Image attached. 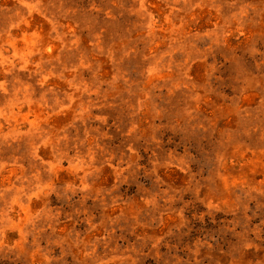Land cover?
Returning <instances> with one entry per match:
<instances>
[{
  "label": "rangeland",
  "instance_id": "1",
  "mask_svg": "<svg viewBox=\"0 0 264 264\" xmlns=\"http://www.w3.org/2000/svg\"><path fill=\"white\" fill-rule=\"evenodd\" d=\"M34 3L0 0V163L12 168L15 159L28 167L23 158L29 148L25 133L44 117L54 127L75 121L70 135L83 139L87 131L91 138L102 137L99 143L105 155H112L98 174L86 177L84 171H77L82 167L79 163L70 167L68 160H61L57 164L50 147L40 149L41 158L55 170L54 183L81 186L75 194L50 193L28 204L29 211L43 212L51 223L38 237L40 248L49 247L50 236L84 234L90 217L98 222L120 212L122 208L102 207L97 194L105 190L113 189V199L126 201L128 209L139 207V195L145 189L158 190L147 172L155 165L162 181L159 188L169 194L170 204L161 200L164 214L144 217H157L146 234L159 237L171 229L162 243L165 247L175 244L184 259L199 244L196 259L201 264H208L209 258L222 260L234 232L242 225L264 222V194L255 191L241 201L236 199L239 189L225 192L237 180L259 186L264 179V166L253 160L264 145V133L257 128L247 136L234 134L242 126L240 109L254 110V101L264 91V36L254 28L230 26L229 35L214 44L211 34L225 21L210 0H57L55 16L31 8ZM161 57L177 66L165 79L154 73ZM169 78L188 88L177 86L173 93ZM244 78L258 86L245 90L244 102L234 106L232 102L241 98ZM190 90L195 99L189 98ZM145 94L166 107V119L154 121L151 106L134 117L129 115L130 106L139 104ZM53 104L55 110L48 107ZM184 106L195 109L192 123H205L207 131L185 122L179 111ZM78 114L83 121L76 119ZM130 119L136 121L135 138L123 134L129 130ZM226 137L235 141L226 147L236 159L217 178L210 157ZM133 139L135 155L129 158L126 146ZM122 157L135 163L120 176L116 165ZM118 179L121 187L116 189ZM89 183L94 191L85 195ZM241 203L250 210L247 221L243 208L237 207ZM142 234L137 230L136 235ZM8 236L14 239L16 233ZM130 242L125 237L124 245ZM50 254L59 255V249L52 248ZM150 256L145 249L138 264H151ZM41 258L37 253L32 264H39ZM70 260L67 257L65 264ZM19 264H25L23 257Z\"/></svg>",
  "mask_w": 264,
  "mask_h": 264
},
{
  "label": "clouds",
  "instance_id": "2",
  "mask_svg": "<svg viewBox=\"0 0 264 264\" xmlns=\"http://www.w3.org/2000/svg\"><path fill=\"white\" fill-rule=\"evenodd\" d=\"M210 6L216 8L218 15L225 21L224 24L218 25L214 33L211 34L214 44L221 43L229 35L230 26L245 31L254 28L260 35L264 36V0H210ZM30 7L40 11L41 14L47 12L55 16L58 3L57 0H35V3ZM176 67L174 63L170 66L169 61L161 57L155 62L154 73L160 79H165L167 73ZM180 75L182 76V73ZM244 79L241 98L232 102L234 106L237 102H244L242 97L245 90L258 86L249 82L247 78ZM168 83L173 93L177 86L188 88L187 84L182 82L177 84L176 80L170 78ZM189 98H196L194 91H189ZM149 106H151L154 121L166 119V107L163 104L153 103L148 94L144 95L139 104L130 106L129 115L134 117ZM48 107L55 110L54 104ZM179 111L185 122L191 127L207 131L205 123L199 121L192 123L195 120V109L184 106ZM240 112L242 113V126L234 129L235 135L247 136L249 132H256L257 128L261 130V133H264V91H260L254 101V110L241 108ZM76 119L83 121L84 117L78 114ZM73 127H76L75 121L64 127H54L48 122L47 117L37 119L25 133L29 148L23 158L27 159L28 167L24 168L22 165H18L15 159L12 160L14 166L12 168L7 166V162L0 163V264H19L22 257L25 264H32L31 258H34L37 253L42 257L39 264H65L67 257H71L69 264H138L140 256L145 254V249L151 253L149 257L151 264H201V261L196 259L200 254L201 245L198 244L189 249L190 258L184 259L178 254L175 244H168L165 247L162 243L165 236L171 235V229L159 237L146 234L147 230L152 227L151 221L157 217L149 216L147 219L144 217L149 213L157 212L163 215L166 208L162 211L161 200L165 201V205L170 204L169 194L164 189L159 188L162 181L156 176L155 165L147 172H150L154 177L153 183L157 185L158 190L145 189L143 194L139 195V207L128 209L126 201L119 198L113 199V189L105 190L97 194V197L103 201L102 207L113 210L122 208L120 212L114 215H105L98 222H93L90 217L87 232L84 234L72 232L50 236L48 239L49 247L47 249L40 248L38 237L45 231V227H51V223L48 222L43 212L29 211L28 204L33 198L47 197L50 193L75 194L81 190L79 184L72 187L69 182L61 185L54 183L56 180L55 170L50 168L47 161L41 158L40 149L50 147L57 164L61 160H68L70 167L74 163H79L82 167L77 171H84L86 177L95 176L112 160V155H105L106 150L99 143L102 137L91 138L85 131L84 137L81 139L78 135L69 134L70 128ZM136 133V121L130 119L129 130L123 134L126 137L135 138ZM12 138L15 139L16 137L13 136ZM261 139L264 140V135L261 136ZM234 142L232 137H226L221 142V148H218L210 157L215 162V177H219L230 160L236 159V156L227 154L226 147ZM133 144L134 139L126 146L129 158L135 155ZM70 151L74 152L72 156L68 154ZM253 160L258 162L257 166H264V145L257 149ZM134 163V160H125L122 157L116 165V170L120 176H123L132 170ZM184 167L188 174L195 179L192 169L187 168V164ZM138 169L139 165H137ZM211 178L212 176L208 177V179ZM120 187L121 181L118 179L115 188L119 189ZM237 189H239V194L236 199L241 201L244 197L251 198L250 194L255 191L264 194V179L259 181V186L237 180L235 184H229L225 192L232 193ZM92 191L94 189L89 183L85 195ZM134 191V188L131 189L129 195ZM171 196L177 198L175 193H171ZM105 197L108 199L105 200ZM109 201L112 202L109 203ZM213 207L215 208V205ZM237 207L243 208L244 218L247 221L250 211L247 204L241 203ZM234 229L235 225L230 231H234ZM101 230L102 234H99ZM137 230L144 234L136 235ZM9 232H15L16 237L10 239ZM125 237L131 241L127 245H124ZM213 244H215L214 239ZM211 246L209 245V247ZM162 247H164V251H161ZM52 248L59 249V255L52 256L50 254ZM221 256L222 260L209 258L208 264H264V222L252 227L242 225L238 232H234L232 243L226 246Z\"/></svg>",
  "mask_w": 264,
  "mask_h": 264
}]
</instances>
